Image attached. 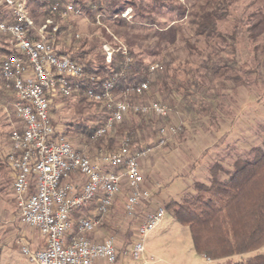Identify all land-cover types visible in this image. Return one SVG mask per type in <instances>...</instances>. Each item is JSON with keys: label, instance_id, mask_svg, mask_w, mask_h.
Segmentation results:
<instances>
[{"label": "rangeland", "instance_id": "1", "mask_svg": "<svg viewBox=\"0 0 264 264\" xmlns=\"http://www.w3.org/2000/svg\"><path fill=\"white\" fill-rule=\"evenodd\" d=\"M202 3L203 0H164L166 8L153 12L155 24L132 27L120 26L109 20L92 22L82 14H69L62 21L66 28L58 35L56 46L60 50L71 46V51L75 53L80 47L77 40L83 41V50L91 51L85 56L88 59L100 52V46L105 41L101 31L104 28L112 38V43H108L110 47L113 44L129 45L145 63L154 62L161 65L162 70L163 63L167 64L168 75H174L181 85L166 99L157 93L155 99L142 95L130 98V101L126 97L130 103L158 101L170 108L167 119L154 125H142L132 136L135 150L150 149L139 159V170L144 186L152 191L150 206H160L164 210L159 222L143 239L141 257L136 262L130 260L132 264H214L207 263L195 253L188 229L172 218L165 205L171 199L179 200L190 189L191 182L206 181L203 164L221 158L231 162L250 146L258 145L264 137V54L258 45L260 38L253 43L248 37L254 32L261 34V31L258 28L247 29L254 22L251 16L258 10L264 12V0H236L230 6L231 13L218 23L217 29L222 34L236 31L234 56L228 46L219 40L213 39L209 47L201 37L195 35L194 13ZM179 4L184 5L188 12L181 19L176 16L175 10L168 11V5ZM42 18V11L34 16L36 23H40ZM132 18L131 11L125 19L131 24ZM235 24L237 29L233 27ZM73 36L75 39L70 42ZM5 41L6 38L2 36L0 43ZM185 41L194 44L201 55L190 52ZM254 44L258 46L256 51ZM206 55L212 56L213 60L234 58L235 64L226 77L221 76L219 71L202 79L199 75L204 71L201 66ZM233 76L239 78L234 79ZM186 78L194 79L196 86H187ZM169 85L172 86L170 82ZM2 86L0 80V264H33L20 251L24 225L19 221L11 189V171L6 163V155L10 151L9 134L17 128L18 123L13 114L12 99ZM53 101L50 110L52 122L73 149L82 154L97 157L100 153H106L117 146L125 133H118V127L113 125L98 140L85 138L77 127L79 124L89 127L102 122L107 115L104 105L88 99L81 101L76 93L69 98H55ZM132 121L136 122V116L123 119V123ZM170 125H178L180 130L157 146L156 130L159 126ZM126 193V187L122 184L120 194L98 233L101 236H114L116 249L121 252L118 261L128 260V255L123 252L130 249L136 226L134 219L128 218L124 212ZM30 231L27 227L26 232ZM258 253H264V246ZM244 258L232 256L217 263L231 264Z\"/></svg>", "mask_w": 264, "mask_h": 264}, {"label": "built area", "instance_id": "2", "mask_svg": "<svg viewBox=\"0 0 264 264\" xmlns=\"http://www.w3.org/2000/svg\"><path fill=\"white\" fill-rule=\"evenodd\" d=\"M58 5L52 7V11ZM131 9H126V18ZM79 13L70 4L59 12L60 18ZM0 35L15 54L0 60V77L13 94L12 110L18 126L10 131V151L6 163L12 172L11 189L19 219L34 229L43 239V246L32 249L23 241L20 251L33 264H116L118 252L112 235L99 233L107 215L126 187L123 204L125 215L135 219L134 238L130 249L123 252L136 262L144 251L143 239L161 219L163 208L150 206V191L143 187L139 159L150 149L135 150L130 138L124 136L117 146L97 157L73 149L71 143L53 126L50 117L55 98H69L81 92L86 99L102 103L108 110L103 124L92 139L104 137L114 124L130 114L167 119L170 108L157 101L130 103L128 94L142 95L146 82L126 88L122 97L112 93L113 81L106 80L81 89L82 66L57 55L55 32L57 25L50 17L36 23L29 13L27 0H0ZM105 62L114 51L126 53L124 46L113 49L102 45ZM157 64L150 70L157 69ZM180 130L178 125L159 126L156 144ZM96 201L89 215L71 216ZM147 206L140 213V208Z\"/></svg>", "mask_w": 264, "mask_h": 264}, {"label": "trees", "instance_id": "3", "mask_svg": "<svg viewBox=\"0 0 264 264\" xmlns=\"http://www.w3.org/2000/svg\"><path fill=\"white\" fill-rule=\"evenodd\" d=\"M234 1L236 0H203V3L198 5L197 13H194L195 35L201 37L205 45L209 47L213 39L219 40L221 44L228 46L233 56L235 55L233 43L236 41V31L233 30L230 34H222L217 27L218 23L231 13L230 6ZM55 4L58 7L52 11ZM65 4H70L78 11V15L82 14L92 22L98 19L101 21L109 20L117 25L129 27L155 24L156 19L153 12L166 8L164 0H27L32 18L38 11H42L44 18H52L57 25L56 45L58 44L59 33L66 28L62 22L63 18L59 16V12L62 11ZM168 6L169 10H167H175L176 16L180 19L188 13L184 5ZM126 9H131L133 13L131 24L121 17ZM250 19H254V22L247 29L258 28L261 34L254 32L248 37L253 43H256V40L260 38L261 43L257 44L264 54V12L258 10ZM233 27L237 29L236 24ZM101 31L105 40L103 43H112L111 36L106 34L104 28H101ZM74 39L73 36L70 42ZM77 42H80V47L75 53L71 51V46L61 50L56 46V53L67 56L82 66L85 76L81 85L82 90L92 85L89 80L90 77L94 78L95 84L112 80V93L116 97H122L126 88L143 82L147 83L148 89L142 95L151 99H155L156 93L166 99L181 88L175 76L168 75L167 64L163 63L164 70H162L161 65H157L159 69L150 70V66L154 62L145 63L144 59L134 53L129 45L124 46L125 54L118 50L114 51L110 62L106 63L102 46H100V52H97L93 58L85 59V56L89 55L91 51L83 50V41L77 40ZM119 46L113 44L112 48L117 49ZM185 46L190 52L201 55V51L191 42L185 41ZM253 48L256 51L258 46L254 44ZM15 53V50L7 44L0 43L1 59L10 57ZM234 64V58H216L213 60L212 56L206 55L201 66L204 71L200 73L199 77L208 78L209 75H214L219 71L221 76L226 77ZM238 78L237 76L234 77V79ZM0 80L3 85L1 88L8 93L12 92L11 89L4 88L1 77ZM169 82L172 86L169 85ZM185 82L187 86L192 85L194 87L197 83L191 78H186ZM185 89L187 91V88ZM77 95L81 101L86 100L81 92ZM140 96L128 94L126 97L131 101L130 98ZM53 104L54 101L51 106ZM186 108L189 109L188 106ZM104 109L108 114L105 105ZM128 116H136V122L123 123L122 121L114 125L118 127V133L125 132L121 138L124 136L130 138L131 143L133 134L142 125H154L165 120L140 114ZM104 120L89 127L79 124L77 128L85 138L90 139ZM53 126L56 127L54 123ZM114 148L112 147L108 151ZM90 205L72 214L73 223L77 221L79 216L89 215L90 211L94 209L96 201ZM146 208L147 206L140 208V213ZM165 209L170 212L176 222L188 229L195 253L205 260L220 264L217 261L221 259L245 256L244 259H238L231 264H264V253H258V250L264 246V137L258 145L250 146L240 155H236L227 167L221 163V160L210 163L207 166L206 182L193 181L190 189L185 191L179 200H169Z\"/></svg>", "mask_w": 264, "mask_h": 264}, {"label": "crops", "instance_id": "4", "mask_svg": "<svg viewBox=\"0 0 264 264\" xmlns=\"http://www.w3.org/2000/svg\"><path fill=\"white\" fill-rule=\"evenodd\" d=\"M7 43H5V45H6ZM8 46V45H7ZM8 93V92H7ZM7 96H9L11 99H12V101H13V94H12V92H10V93H8V95ZM11 105H12V103H11ZM10 147H11V144H10ZM219 160H221V163L225 166V167H227L229 164H230V162H227V160L225 159V158H221V159H219ZM140 161V160H139ZM139 161H138V163H139ZM214 162V161H213ZM210 163H212L211 161H208V162H206L205 164H203V168H204V171H205V174H206V180H207V166L210 164ZM11 179H12V172H11ZM143 179V178H142ZM196 181H199V180H196ZM201 182H206V181H201ZM192 183V182H191ZM143 187L145 188V189H147V190H149L146 186H144V179H143ZM191 185V184H190ZM158 186V185H157ZM159 187V186H158ZM150 193L152 194V191H150ZM20 221V220H19ZM20 223H21V221H20ZM24 225V224H23ZM26 226L24 225V230H23V236H22V238H21V240L23 241V242H27L28 244L27 245H29V247L30 248H32V249H39V248H41L42 246H43V239L40 237V235L38 234V232L36 231V230H34V229H31V228H28V230L30 231V232H26ZM117 250V249H116ZM117 252H118V254H119V256H120V253L121 252H119V250H117ZM118 259H119V257H118ZM204 259V258H203ZM207 263H211L210 261H207V260H205ZM132 262V261H131ZM130 262V259H128V260H122L121 259V261L119 260V261H117V263L116 264H132Z\"/></svg>", "mask_w": 264, "mask_h": 264}]
</instances>
